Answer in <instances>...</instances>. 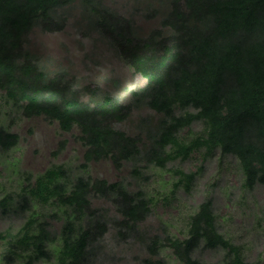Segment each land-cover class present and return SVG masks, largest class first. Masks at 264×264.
I'll use <instances>...</instances> for the list:
<instances>
[{
	"label": "trees",
	"instance_id": "trees-1",
	"mask_svg": "<svg viewBox=\"0 0 264 264\" xmlns=\"http://www.w3.org/2000/svg\"><path fill=\"white\" fill-rule=\"evenodd\" d=\"M125 3L118 10L106 0H0V90L7 102L24 117L57 122L63 133L77 129L83 168L100 161L118 171L129 166V178L114 182L53 166L16 196L0 198L2 216L26 219L14 235L0 233L9 245L2 258L9 264L21 258L26 264L53 258L57 264H98L113 227L123 240L144 241L156 264H166L160 257L165 247L179 264H205L198 250L218 248L225 251L223 264H252L216 224L212 198L190 216L183 240L165 226L147 235L140 225L153 205L143 187L150 180L145 171L167 169L200 150L204 161L216 151L235 158L247 191L264 187V0ZM136 17L156 26H140ZM72 18L144 79L127 102L95 83L82 84L51 55L29 47L34 29L59 33ZM135 112L132 134L116 128ZM196 122L203 134L185 143L183 133ZM18 141V134L0 125V159ZM202 169L178 172L175 187L184 182L188 191ZM93 199L109 203L117 216L93 207ZM34 202L64 208L61 218L50 217L62 222L58 231L31 214Z\"/></svg>",
	"mask_w": 264,
	"mask_h": 264
},
{
	"label": "rangeland",
	"instance_id": "rangeland-1",
	"mask_svg": "<svg viewBox=\"0 0 264 264\" xmlns=\"http://www.w3.org/2000/svg\"><path fill=\"white\" fill-rule=\"evenodd\" d=\"M118 10H125L127 3L134 0H106ZM136 2V0H135ZM123 12V11H122ZM140 26H156V22L145 23L136 17ZM29 47L39 54L51 55L56 63L70 69L82 84L95 83L105 88L123 102L129 99V91L144 85V79L126 66L115 53L96 34H88L70 19L66 28L59 33H45L34 29L28 38ZM142 111L141 113H143ZM149 112V111H148ZM137 113L132 114L126 123L117 124L116 128L129 134L134 132L132 121ZM0 125L8 127L19 135V141L6 156L0 159V198L6 194L16 196L28 183L53 166L68 168L72 176L83 174L92 178H103L108 182L129 178V166L120 171L110 161L90 163L83 168L85 148L78 140V131L63 133L57 122H48L43 117H24L7 102L0 90ZM203 134V124L196 122L183 133V141L188 143ZM204 159L202 150L195 152L185 161L180 159L170 162L167 169L152 167L145 171L150 180L144 189L153 200L152 210L140 229L147 235L160 233L161 226L175 238L187 237L190 216L207 198H212L213 209L221 232L240 247L246 261L262 264L264 259V187L256 186L247 191L242 187V172L238 161L231 157H220L219 152ZM202 171L196 176L187 191L184 182H179L178 172ZM93 207H105L110 215H115L111 205L100 199L92 200ZM0 233L14 235L26 219L1 215ZM31 214L51 222L58 231L62 222L64 208L56 203L41 204L34 202ZM117 216V215H115ZM103 254L98 264H147L150 258L146 244L139 238L121 239L117 230L111 227L106 233ZM54 244L53 246H57ZM9 249L6 242L0 240V264H9L2 258ZM24 253V252H23ZM225 251L198 250L197 256L205 264H223ZM160 257L166 264H179L172 250L168 247L160 250ZM17 264H26L20 259ZM37 264H57L51 261Z\"/></svg>",
	"mask_w": 264,
	"mask_h": 264
}]
</instances>
